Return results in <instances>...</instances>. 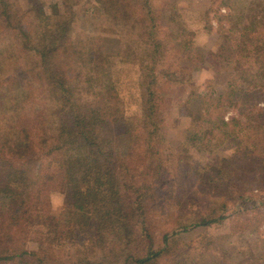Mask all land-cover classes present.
Instances as JSON below:
<instances>
[{
    "label": "trees",
    "instance_id": "obj_1",
    "mask_svg": "<svg viewBox=\"0 0 264 264\" xmlns=\"http://www.w3.org/2000/svg\"><path fill=\"white\" fill-rule=\"evenodd\" d=\"M38 1L17 19L14 3L0 0L4 29L19 45L16 71L9 72L7 63V67L0 65V116L6 111L10 91L20 99L7 118L0 117V162L19 163L17 172L0 166V199L12 205H0V264H190L191 257L194 264H200V253L207 254L215 243L207 230L222 222L223 212L232 202L224 201L222 195L230 193L235 200L247 188L264 186V110L255 111L256 121L246 115L249 104L240 100L248 93L243 94L237 82L229 83L221 96L203 97L199 105L191 100L181 104V111L185 108L184 115L190 119L187 135L192 147L202 153L208 150L207 144H219L233 134L231 123L225 120L227 112L238 110L249 119L243 130L246 134L230 158L218 160L212 169L194 162V150L181 152L165 137L170 110L163 105L169 97H163L162 87L178 76L171 69L165 73L158 70L164 53L158 51L162 39L155 33L161 28L155 23L152 0H98L97 10L106 19L118 20L116 24L123 30L128 31L131 22H140L145 14L151 20V33L146 25L133 40L136 44L123 43L114 54L100 52V35L77 38L71 33L72 20L68 18L74 0H63L67 7L63 11L54 4L53 15ZM261 4L262 0H253L239 15L242 22L248 19L240 34L245 42H252L245 46L248 56H264V31L258 26L264 16H251ZM190 31L185 27L184 35ZM237 33L234 26L224 30L221 45L227 47L229 38ZM147 59L150 61L145 64ZM126 62L139 69L141 115L129 118L122 112L121 119H115L120 100L117 72ZM47 97L61 104L60 121L51 119L53 135L48 118L41 117L47 107L38 105ZM23 103L29 107H18ZM112 119L126 128L128 146L118 149L106 142L103 134ZM49 135L55 137L52 145ZM182 139L183 144L185 137ZM141 143L145 147L138 146ZM29 165L32 174H25ZM42 181L43 185L55 183L66 189L62 223L67 229L58 228L56 219V223L51 222L53 231L41 234V243L36 238L46 249L30 250L29 233H34L33 227L42 220L47 221L39 219L41 197L36 185ZM189 185L190 195L199 194L204 186L214 191L196 203L188 194L184 198L178 194ZM162 223L169 228L161 232ZM45 236L50 239L43 243ZM204 236L205 242L199 240ZM193 250L198 258L191 254ZM225 256L222 254V259ZM232 256L242 262L253 259L251 264H256L264 250H238Z\"/></svg>",
    "mask_w": 264,
    "mask_h": 264
},
{
    "label": "rangeland",
    "instance_id": "obj_2",
    "mask_svg": "<svg viewBox=\"0 0 264 264\" xmlns=\"http://www.w3.org/2000/svg\"><path fill=\"white\" fill-rule=\"evenodd\" d=\"M9 1L14 3L17 19H22L21 17L24 16L23 13L26 11V8L30 5L33 7L36 3V0ZM252 1L152 0L153 4H155V23H160L161 28V32L157 31L155 33V37L158 36L162 39L159 47L158 45L157 47L158 51L164 53L158 62V70L165 73L171 69V72L178 76L169 86L166 88L162 87L161 92L163 97H169L168 102L163 104L165 109L170 110L169 121L165 127L166 140L169 145L181 152L194 150L192 151V160L202 165L206 164L211 169L218 166L216 164L218 160L221 159L222 161V159L230 158L236 152L240 146V137L246 134L243 133V130L249 119L247 120V117L243 114L240 115L238 110L227 112L225 120L231 123L230 129L234 130L233 134H230L226 139L223 138L219 144H215L217 143L215 141L207 144L206 148L208 150L202 153L200 150L192 147L193 141L187 135L188 128H190V119H187V116L184 115L185 108L181 111L180 106L188 100H191V104L199 105L203 97L221 96L227 91L229 83L237 82L241 83L243 94L248 93L244 99L240 100L249 104L245 110L246 115L253 121H256L255 118L258 119L255 111L264 110V56H254V53H250V56H248L245 46L250 45L249 43L252 42H245L244 37H240L241 32L244 30L243 25H245L248 19H245L244 22L239 19L240 12L246 11V7ZM54 4H59L61 11L67 8L63 5V0L38 1V5L44 7V10L49 15H53L54 11H56ZM97 7L98 0H74L71 4L72 14L68 19L72 20L71 33L77 38H84L88 35L91 37L102 36L100 39V52L102 50L104 53H119L123 43L136 44L133 40L136 41L139 33L145 30L146 25L148 26V33L152 32L149 29L151 27V20L146 17V14L140 22H135V24L131 22L127 31V29L123 30L116 24L118 20L106 19L97 10ZM175 8L176 10H174ZM260 10H263V12L258 13ZM254 14L264 16V0H262V4L257 7V11L251 14V16ZM233 26L236 27L238 33L229 38V43L226 44L227 47L222 46V34L224 30L230 29ZM258 26L264 31V17L258 23ZM185 27L191 30L188 35H184L183 31ZM4 28V23L0 19V65L3 63L6 66L7 63L9 72H15L16 64L19 62L16 58L19 54V45L14 37H11V34ZM95 47L96 43H94V49ZM12 55L13 57L10 58ZM94 55L96 56L95 52ZM156 55L157 51H155L154 59ZM150 59L144 60V63L147 64ZM253 59L257 61L255 64L253 63ZM137 67L134 63L126 62L120 66L117 72L120 75L118 82L120 100L117 101L116 113L114 112L115 119H121L120 114L122 112L128 117L130 116L129 118L141 115V107L139 106L140 88L138 86L139 69ZM246 67L247 71L243 72V69H246ZM0 74L2 73L0 72ZM245 80H247V83L244 82ZM85 89H90V87L87 86ZM91 91L92 88L89 93ZM10 92L11 94H8L9 99L6 103V109H4L6 111L0 117L7 118L8 113L16 107L20 100L15 96L13 91ZM103 98L100 97V100L109 101ZM79 102H81L82 106H85L82 99H79ZM40 103L42 104H38L39 107L43 105L47 107L45 114L43 112L41 117L43 119L44 116L48 118V125H50L48 126L49 133L53 135L51 119L54 122L60 121L59 118L62 117V114L61 111L59 114V105L61 107V104L50 101L48 97ZM18 107L27 108L29 105L23 103L19 104ZM109 112L113 113L110 109ZM109 123L111 125L107 126L103 134L106 142L118 149L119 147L128 146L129 139L123 124H116L113 119ZM50 135L48 143L52 145L54 144L52 138L55 139V137ZM183 137H185V141L182 144ZM141 145L145 147L144 143L138 144V146ZM17 164L19 163L0 162V166H10L13 168V172H17L16 169H19V165ZM30 166L32 165L28 167ZM25 170V174H32L33 168L30 167ZM31 178L32 180H36L34 177ZM43 184L44 181L36 185L37 192L41 197L38 211L39 219L46 218L47 221L42 220L43 223L33 227L32 232L34 231V233H29L31 240L28 241L27 248L30 250H37L39 247L46 249L45 244H42V246L38 245L39 242H36V238L41 243V234L44 231L49 233L54 228V224H51V222L55 221L56 223V219H58L56 223L58 225H55L59 226L58 228L62 230L67 229L66 225L62 223L64 221L63 203L66 189L55 183L46 182V185ZM190 187L192 188L191 185L187 186L184 190L179 191L178 194L179 196H183V198L185 194H188L189 198L196 203H199V201L206 197L208 192L214 191L210 189V186H204L200 189L199 194L190 195ZM222 199L224 201L225 199H229L232 202L224 210L223 215L225 218L222 222L213 225L207 230L215 243L209 246L207 254L200 253L201 259L199 263L251 264L253 259L242 262L232 255L238 250H254L255 248H257V251L264 250V186L247 188L244 194L235 200H231L233 198L230 193H224ZM0 205L6 208L10 206L9 204L5 205L2 199H0ZM199 207H202V205H197V208ZM152 214L155 218V197L152 201ZM168 228L169 226L162 223L159 229L162 232ZM46 238L47 236L44 237L43 243L50 239L49 236ZM206 239V236L199 237V240L203 242ZM222 247L224 251L221 250ZM191 254L198 258V252L193 250ZM222 254L228 256L222 259ZM257 257L255 256V258ZM260 260L256 261V264H264V256ZM195 262L196 260L193 257L189 259L190 264H194Z\"/></svg>",
    "mask_w": 264,
    "mask_h": 264
}]
</instances>
